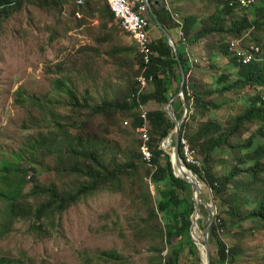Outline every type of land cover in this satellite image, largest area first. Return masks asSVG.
<instances>
[{"label": "rangeland", "instance_id": "obj_1", "mask_svg": "<svg viewBox=\"0 0 264 264\" xmlns=\"http://www.w3.org/2000/svg\"><path fill=\"white\" fill-rule=\"evenodd\" d=\"M174 1H169L174 10L171 7L168 9L178 21L174 19L177 24H185L184 19L188 18L197 20L192 34L209 28L212 25L211 18L223 12L224 0H184L185 2H180L178 6H175L178 2ZM260 1L258 6H264V1ZM103 2L94 0L100 10L92 14L87 10H78L72 14L73 8L68 5H63L61 9H42L26 0L19 11L0 24V163L4 158L9 160L12 155L21 153V167L33 166L35 172H29V181L23 189L24 192L32 189L35 183L45 186L57 182V155L48 153V150H41L39 146L38 141L44 135L52 139L51 144L61 145L65 149H68L70 136L75 149H79L77 144L80 139L87 137L90 140L92 135L104 136L110 141L107 146L108 160L116 157L122 163H127L135 155L131 150L133 144L130 138H125L126 134L122 133L128 131L135 139H140L138 133L134 134L129 130L131 120L120 116L109 129L110 133H107L106 130L96 129L100 124L107 122L98 119L96 128L91 127V130L82 136L76 127L65 120L69 115V105L56 95L52 84L55 79L67 76L78 94L92 105L118 101L116 97L132 82L137 80L141 84V75H136L139 68L137 59L141 57L138 44L116 19L111 22L103 15ZM256 8L249 11L250 20L257 18L258 21L261 18L262 13H257ZM238 10L240 11L235 16H224L225 33H229L228 29L233 20L245 14L243 9ZM263 27L248 32L221 35L219 39L212 40L214 42L204 39L191 47L189 53L205 59L203 52L211 47L219 51L222 42L229 45L230 50L232 48L242 51L251 47L249 41L254 35L255 39L259 35L264 36V32H261ZM151 32L157 39L164 35L156 23L152 24ZM179 32L176 40L182 41ZM185 38L189 43L192 36L185 35ZM215 61L218 67L221 66L219 70L222 72H232L228 83L231 84L238 78V70L229 68L227 60L217 57ZM202 64L204 68H208L207 59L202 61ZM214 74V70L205 74L194 73L195 77H187L185 83L191 86L196 80L199 84L208 83L207 86L215 87L216 83L212 85L211 82L205 81ZM150 88H153V85ZM19 93L24 95V104L17 102ZM228 93L210 99L213 104L219 105L218 110H209L208 114L202 110H193L187 119L186 136L194 135L199 124L208 120L218 122L225 129L228 120L243 114L250 106L252 89L237 87L230 89ZM47 106H52L54 114L47 110ZM159 108L156 102H152L142 111ZM185 117L184 110L181 118L184 120ZM58 124L65 128L61 131ZM258 129L259 126L250 125L239 144H246L248 137ZM175 136L174 131L161 142L160 148L172 154ZM226 150L228 149L224 151ZM226 155L230 156V151H226ZM226 170L227 166L220 159L216 160L215 172L222 175ZM32 173H36V180L30 178ZM144 173V170L139 173L134 185L135 179L132 182L125 180L123 192L105 188L91 197L81 199L60 216L43 221L45 226L42 231L32 228L34 217L8 219L11 225L0 237V259H5V264H160L155 246L151 243L153 234L145 235L147 224L141 222L147 218L146 208L140 204L144 184L149 183L151 191L155 194L153 183ZM195 176L203 184L200 202L203 213L199 216L196 226L204 242L207 227L213 217L204 196L211 205L215 204L217 215L218 207L228 209L233 205L242 206L244 201L238 196L239 202L232 201L236 192L231 191L225 205L221 206V200L216 197L211 186L199 179L197 174ZM65 184L70 186L68 181ZM190 199L194 200L193 192ZM27 200L34 207L41 202V199L33 195L27 197ZM252 207L253 205L243 206L242 214L245 215ZM221 215L223 218L227 217L225 211L221 212ZM196 217L194 214L193 221ZM37 223L40 225L42 221ZM215 223L216 221L213 226ZM140 226L145 230L139 229ZM217 235L214 241L210 240L212 256L217 257V243L221 239L228 244V248L235 247L237 250L238 261L232 264H264V221L248 217L240 223L234 220L231 223L228 216L227 225L218 227ZM188 251V248L183 251L180 264L190 263L187 258ZM104 252H107V255H104ZM111 253H116L120 258H110Z\"/></svg>", "mask_w": 264, "mask_h": 264}, {"label": "trees", "instance_id": "obj_2", "mask_svg": "<svg viewBox=\"0 0 264 264\" xmlns=\"http://www.w3.org/2000/svg\"><path fill=\"white\" fill-rule=\"evenodd\" d=\"M25 1L0 0V24L19 11ZM28 1L42 9L54 7L61 9L63 5H68L73 8L72 14H75L78 10L82 12L85 10L90 11L89 14L100 10L94 4V0H88L82 5H77L73 0ZM103 1V15H106L108 20L113 22L116 17L111 11L107 0ZM150 1L154 8L149 13L153 25L155 23L157 25L153 15L154 12L163 26L172 34L174 40H176L178 31H180L179 34L183 32L184 35H191L192 38L189 43L186 42L187 38L186 41H183L182 38L183 42L176 40L178 56L169 44L165 34L157 39L151 32V48L153 51L151 62L147 64L141 53V57L137 59V67L139 68L136 75H143L149 80L153 78V81L146 88L142 89L141 84L135 80L126 90H123L121 95L116 97L118 101L92 105L89 101L85 102L84 97L78 94L67 76L57 78L52 83L56 95L69 105V115L65 117V120L71 126L76 127L82 136L91 130V127L96 128L98 119H104L107 122L100 124V127L97 126L96 129L106 130L107 133H110L109 129L114 126L120 116L131 120L129 130L136 134L138 128L143 124L140 116L142 108L156 102L160 108L147 111L150 128L149 150L152 154L150 163L143 160L140 147L143 144L141 139H135L125 130H122L125 131L122 133L126 134L125 138H130L133 144L131 150L135 154L127 163H122L116 157L110 160L107 159V146H109L110 141H107L104 136L92 135L91 138L89 137L90 140L87 137L80 139L77 144L79 149H75L74 145L71 144L72 136H70L67 144L68 149H65L61 145L51 144L52 139L44 135L38 141L39 146L42 148L41 150H48V153L57 155L55 170L57 182L45 186L35 183L32 189L24 192L23 189L29 181L27 176L30 171L35 172V169L32 165L27 168L21 167L23 158L21 153L12 155L9 160L4 158L0 163V237L7 232L11 225L8 220L10 218L34 217L35 222L32 224V228L42 231L45 226L43 221H50L55 216H60L81 199L91 197L105 188L115 192H123L125 190V183L123 182L125 180L132 182L144 170V176L149 177L154 185L155 194L151 191L149 183L144 184L140 204L146 208L147 218L141 222L147 224L145 235L153 234L151 243L155 246L160 264H180L183 251L187 248L189 250L187 258L190 261L188 264H201V249L193 239L191 232L195 214L194 201L190 199L192 187L190 183L174 174L171 162L172 154L160 148L161 142L175 131V123L163 107L180 90L183 81L181 66L184 67L189 79L194 73L205 74L208 71H216V74L210 79L205 80L211 82L212 85L216 83L215 87L207 86L208 83L199 84L196 80L191 86L185 83L184 99L179 97L173 103L178 120L181 119V114L185 110L184 103L188 106L186 117L181 124L180 138L187 139L196 152L197 160L200 162V166L190 164H186V166L196 173L199 179L211 186L216 197L221 200V206L225 205L226 198H229L228 193L231 191L236 192L232 201L239 202L238 197L244 201L242 206L233 205L228 209L218 207V215L210 232V240L214 241L218 237V227L221 228V226L227 225L228 216L231 223L233 220L240 223L248 217L261 222L264 221V36L259 35L255 39L254 35L253 39H250L249 46L259 47V52L255 53L253 60L247 64L242 63L236 52H232L230 46L224 42L220 45L219 51L211 47L203 52L205 59L197 58V56L189 53L191 47L203 42L204 39L212 41L219 39L221 35L260 29L264 26V6H258L260 0H257L249 8H243L238 4L232 6L228 0H224L222 2L223 12L211 18L212 25L192 34L197 24L196 19H184L185 24L180 25L181 22L177 24L174 15L172 16L164 0ZM239 8L243 9L245 14L237 20H233L232 26L228 29L229 33H225L224 16H235L240 11ZM255 8L257 13H262L258 21H256L257 18L250 20L248 17L249 11ZM263 28L261 32H264ZM130 48L132 49V47ZM131 49L125 50L132 51L133 49ZM217 57L227 60L229 68L232 69L233 67L238 70L239 76L233 83H228L232 72L219 70L221 66L218 67L216 64L215 59ZM206 59L208 68H204L202 64V61H206ZM151 85H153V88H150ZM237 87L253 90L251 104L243 114L228 120L225 129L218 122L208 120L199 124L194 135L186 136L188 131L187 119L193 113V110H202L206 114L209 113V110H218L219 105L213 104L210 99L215 96H222L225 93L229 94L230 89ZM24 99V95L19 93L17 102L24 104ZM47 110L54 114L52 106H49ZM45 111L44 109L43 116H45ZM250 125L259 126V129L248 137L246 144H239L244 134H247ZM58 126L61 131L65 128V126L59 124ZM225 149L230 151V156L226 155ZM179 151L181 158H183L181 144ZM218 159L227 166V170L222 175L215 172V162ZM35 174L30 175L32 180H36ZM136 179L133 181V185ZM66 181L70 182V186L65 184ZM32 195L39 200L41 199L36 207L27 200V197L29 198ZM245 205H253V207L243 215L242 208ZM223 211L227 214L226 218L221 215ZM38 221H42V224L38 225ZM142 227L140 226L139 229L145 230ZM217 245L218 255L217 257L213 256L212 264H232L238 261L239 255H237L235 247L228 248V244L221 239H219ZM164 252H166L165 255ZM104 255H107V252H104ZM109 257L113 259L120 258L116 253L109 254ZM5 261V259H0V264H5Z\"/></svg>", "mask_w": 264, "mask_h": 264}, {"label": "built area", "instance_id": "obj_3", "mask_svg": "<svg viewBox=\"0 0 264 264\" xmlns=\"http://www.w3.org/2000/svg\"><path fill=\"white\" fill-rule=\"evenodd\" d=\"M77 5H82L88 0H73ZM230 5L236 4L243 8L252 7L257 0H228ZM111 11L115 15L116 19L120 22L122 28L128 32L137 42L141 55L147 64L151 62L153 57V51L151 48V24L152 20L149 17V13L152 11V5L150 0H107ZM160 2V1H159ZM152 4V3H151ZM180 37L186 41L183 32L180 33ZM232 52H236L240 61L244 64L250 63L255 53L259 52V47L251 46L249 49L242 51H235L231 48ZM142 89L146 88L153 78L141 76L139 78ZM143 109V108H142ZM143 120V124L138 128L139 137L142 141L141 152L143 160L150 163L152 154L149 150L150 143V131L148 122V112L142 111L140 115ZM183 151L184 164H190L200 166V162L196 158L195 150L190 146L189 142L185 138L180 139Z\"/></svg>", "mask_w": 264, "mask_h": 264}, {"label": "water", "instance_id": "obj_4", "mask_svg": "<svg viewBox=\"0 0 264 264\" xmlns=\"http://www.w3.org/2000/svg\"><path fill=\"white\" fill-rule=\"evenodd\" d=\"M161 3V2H160ZM150 5H152L150 3ZM153 9V8H152ZM153 15L155 16V19L157 21V25L161 28V30L163 31V33L165 34L169 44L174 48V51L177 53V55L179 56V52H178V47L175 43V40L172 36V34L163 26V24L161 23V21L159 20V18L155 15V13L153 12ZM179 58V57H178ZM181 70H182V84L180 86V90L179 92L169 101V103L165 106V112L167 113V115L172 119V121L175 123V145L173 148V153L171 155V162H172V166H173V170H174V174L178 177H181L182 179H184L185 181H187L188 183H190L191 187H192V192H193V198H194V191L195 189H199L201 191V193H203L201 185H200V181L197 179V177L195 176L196 173H194L192 170H190L183 162L181 156H180V151H179V146H180V128H181V124L183 122V118L177 120L175 112H174V108H173V103L174 101L179 98L184 96V90H185V82L187 80V75L185 72V69L183 66H181ZM185 106V113L187 112V105L186 103H184ZM175 165L178 167V169H184L186 168L190 173H184L183 176H181L180 174H177L175 172ZM192 177V178H191ZM200 193V194H201ZM205 195V194H204ZM202 198L201 195L199 196V199ZM205 201L207 203L208 209L212 212L213 217L211 220V223L208 225L207 227V234L205 237V241L204 246L205 249L207 251V263L206 264H212L213 261V256H212V252H211V244H210V232L212 229V226L214 224V222L216 221V215H217V207L215 206V204L213 203V205L210 204V202L208 201L207 197L204 196ZM202 200V199H201ZM194 209H195V215L197 217L201 216V214L203 213L202 211V207H201V201L197 200L194 198ZM196 217V218H197ZM197 225V219H195L193 221V225H192V235L193 232L196 228ZM195 239V237H193ZM196 240V239H195ZM197 242V241H196ZM202 251V249H201ZM203 256V253H202Z\"/></svg>", "mask_w": 264, "mask_h": 264}, {"label": "bare ground", "instance_id": "obj_5", "mask_svg": "<svg viewBox=\"0 0 264 264\" xmlns=\"http://www.w3.org/2000/svg\"><path fill=\"white\" fill-rule=\"evenodd\" d=\"M175 172L177 174H180L181 176H183L184 173H190L186 168H184V169H178V167L176 165H175ZM200 185H201V188L203 189V184L200 183ZM200 193H201V191L198 188L195 189L194 196H195V199H197L199 201H201V199H202V198L199 199V196L201 195ZM196 219L199 220V217H197ZM196 233H197V235H196ZM193 237H195V239L198 242V244L201 245L200 248L202 249V253H203L202 263L203 264H206L207 263V251H206L205 246H204V243H203V241L201 239V235L198 232L197 226H196V231L194 230V232H193Z\"/></svg>", "mask_w": 264, "mask_h": 264}, {"label": "crops", "instance_id": "obj_6", "mask_svg": "<svg viewBox=\"0 0 264 264\" xmlns=\"http://www.w3.org/2000/svg\"><path fill=\"white\" fill-rule=\"evenodd\" d=\"M166 3H167V5H168V8L170 9V7L172 6L171 4H169L170 2V0H164ZM174 2H178L177 4H175V6H178L179 4H180V2H185L184 0H175ZM171 9H173L172 7H171ZM174 10V9H173ZM174 13L176 14V12L174 11Z\"/></svg>", "mask_w": 264, "mask_h": 264}, {"label": "clouds", "instance_id": "obj_7", "mask_svg": "<svg viewBox=\"0 0 264 264\" xmlns=\"http://www.w3.org/2000/svg\"><path fill=\"white\" fill-rule=\"evenodd\" d=\"M181 38V37H180ZM182 39V38H181ZM187 114V112L185 113V115ZM181 139V138H180Z\"/></svg>", "mask_w": 264, "mask_h": 264}]
</instances>
